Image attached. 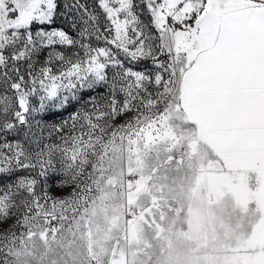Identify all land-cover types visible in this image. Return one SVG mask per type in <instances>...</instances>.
I'll use <instances>...</instances> for the list:
<instances>
[{"label":"snow or ice","instance_id":"1","mask_svg":"<svg viewBox=\"0 0 264 264\" xmlns=\"http://www.w3.org/2000/svg\"><path fill=\"white\" fill-rule=\"evenodd\" d=\"M0 264H264V0H0Z\"/></svg>","mask_w":264,"mask_h":264},{"label":"rangeland","instance_id":"2","mask_svg":"<svg viewBox=\"0 0 264 264\" xmlns=\"http://www.w3.org/2000/svg\"><path fill=\"white\" fill-rule=\"evenodd\" d=\"M140 16L141 19L145 22L148 21V16L145 12H143V10H140ZM64 19L66 18H62L60 20H57V22L52 25V27L54 28H63L64 30L68 31V25L64 22ZM70 34L74 35V33L70 32ZM47 50H44L39 59L42 61L44 59V56L46 55ZM138 67H142L138 66ZM103 90L98 89L94 92L91 93H79L78 94V100L77 101H69L66 109H61L58 116L56 117L57 122L59 121V119L62 117L64 119H67L72 113H74L75 111H77L78 109H80L82 106H86L85 102L88 100L89 96H96L98 92H102ZM8 139H11V137H8Z\"/></svg>","mask_w":264,"mask_h":264}]
</instances>
